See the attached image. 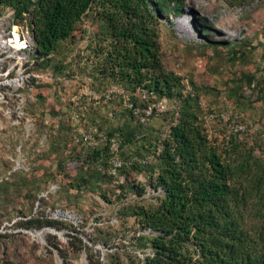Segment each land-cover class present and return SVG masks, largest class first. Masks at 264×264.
<instances>
[{
  "label": "rangeland",
  "instance_id": "1",
  "mask_svg": "<svg viewBox=\"0 0 264 264\" xmlns=\"http://www.w3.org/2000/svg\"><path fill=\"white\" fill-rule=\"evenodd\" d=\"M13 15L0 5V264H143L152 250L136 246L135 237L153 232L141 230L130 214L156 204L160 189L151 184L150 167L124 164L153 161V145L177 104L167 99L166 110L153 108L142 122V110L156 102L133 108L129 92L93 77L101 26L94 10L58 42L50 62L35 57L32 16L17 21ZM158 28L163 66L187 80L208 108L236 114L210 121L200 113L210 142L223 150L235 134L264 158V0H181L178 11L161 14ZM122 124L137 138L121 142ZM111 140L118 145L114 162ZM105 144L102 169L110 176L72 188L70 179L95 171L84 154ZM23 214L59 228H13Z\"/></svg>",
  "mask_w": 264,
  "mask_h": 264
},
{
  "label": "trees",
  "instance_id": "2",
  "mask_svg": "<svg viewBox=\"0 0 264 264\" xmlns=\"http://www.w3.org/2000/svg\"><path fill=\"white\" fill-rule=\"evenodd\" d=\"M0 5L10 7L17 21L26 13L32 16L35 57L43 62H50L58 42L71 38L81 18L94 10L101 26L93 77L129 92L133 108L163 99L177 104L165 135L147 149L153 161L124 164L150 167L151 184L160 189L156 204L138 206L130 214L141 230L153 232L135 237L136 246L148 244L152 250L143 264H264V158L235 134L223 150L212 144L200 122V94L183 92L181 76L162 64L160 17L169 9L178 11L181 0H0ZM129 113L135 116L131 108ZM125 125L117 128L123 143L138 136ZM107 149L105 144L84 154L82 161L95 171L70 179L72 188L94 187L91 178L110 176L102 169ZM7 217L11 220L12 213ZM256 221L260 228L251 229ZM43 226L59 228L54 220L25 214L12 223L13 228Z\"/></svg>",
  "mask_w": 264,
  "mask_h": 264
},
{
  "label": "built area",
  "instance_id": "3",
  "mask_svg": "<svg viewBox=\"0 0 264 264\" xmlns=\"http://www.w3.org/2000/svg\"><path fill=\"white\" fill-rule=\"evenodd\" d=\"M260 65L264 66V48H263V56H262V58L260 60ZM182 84H183V92H185L187 94H190V95L194 94V91L189 86L187 80H182ZM166 103H167V100L163 99L162 101L154 104L152 107L148 106L146 109L142 110L143 113L141 114L142 116L140 117V120L142 122L146 121L148 119V117L150 116V114L152 113L153 108H155V110L158 111V112H162V111L166 110L167 109ZM199 105H200L201 111L203 112V117L206 120L212 121L214 119L215 120H217V119H225L226 117H229L231 114H233V111L231 109H229L227 111L221 110L219 112H215L212 109H210L207 106H205L202 102H199ZM233 115L236 116V114H233ZM239 128L242 129L243 126H239ZM117 146H118L117 143L114 140H111L110 149H111V154L113 155L112 156V161L113 162L115 160V156L114 155H116ZM143 161L146 162V160H143Z\"/></svg>",
  "mask_w": 264,
  "mask_h": 264
},
{
  "label": "bare ground",
  "instance_id": "4",
  "mask_svg": "<svg viewBox=\"0 0 264 264\" xmlns=\"http://www.w3.org/2000/svg\"><path fill=\"white\" fill-rule=\"evenodd\" d=\"M56 230V229H55ZM57 231V230H56ZM42 232V231H41ZM37 235H39V236H41V233L39 232V233H36Z\"/></svg>",
  "mask_w": 264,
  "mask_h": 264
}]
</instances>
